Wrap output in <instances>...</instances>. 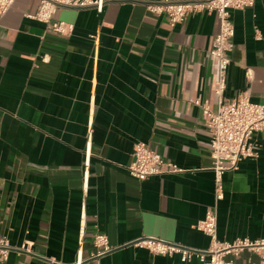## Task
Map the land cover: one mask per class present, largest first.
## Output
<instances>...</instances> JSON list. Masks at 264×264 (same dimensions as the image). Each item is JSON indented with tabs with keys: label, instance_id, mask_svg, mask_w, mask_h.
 <instances>
[{
	"label": "crops",
	"instance_id": "obj_1",
	"mask_svg": "<svg viewBox=\"0 0 264 264\" xmlns=\"http://www.w3.org/2000/svg\"><path fill=\"white\" fill-rule=\"evenodd\" d=\"M192 1L202 0H107L102 12L58 7L54 18L75 24L70 36L31 17L40 0H16L3 16L0 234L12 245L4 264H76L80 249L82 264H203L132 244L141 236L199 249L210 244L195 228L215 205L211 132L196 100L218 109L210 50L219 19L202 10L172 25L149 9ZM231 18L225 99L247 93L264 104V0L232 9ZM137 142L182 171L132 176L127 166ZM252 142L255 154L224 175L221 240L264 237V131ZM97 231L119 247L93 257ZM234 258L259 260L247 249Z\"/></svg>",
	"mask_w": 264,
	"mask_h": 264
},
{
	"label": "built area",
	"instance_id": "obj_2",
	"mask_svg": "<svg viewBox=\"0 0 264 264\" xmlns=\"http://www.w3.org/2000/svg\"><path fill=\"white\" fill-rule=\"evenodd\" d=\"M15 1L0 0V21ZM106 1L40 0L37 12L31 17L43 22L49 32L70 36L74 32L75 24L66 20L55 19L54 15L58 7H94L98 12H102ZM255 2L256 0H202L149 6L151 11L167 14L172 25L182 22L189 13L202 10L215 12L219 19L220 28L214 37L213 46L210 50L218 67L215 86L219 102L218 109L213 110L208 102L196 100L207 117V124L211 132L215 205L207 211L205 218L195 225L196 229L210 237L208 248H193L157 236H141L132 242L135 246L147 248L151 253L157 255L173 256L178 254L184 261L197 257L203 264H242L237 262L234 256H238L247 249L257 254L259 260L246 264H264V237L255 240L237 238L233 241L219 239L217 211L218 203L225 196V173L237 169L244 158L255 154L252 142L253 134L256 131H264V104L251 101L247 93H242L231 100H226L224 96L227 88L228 70L232 60L231 54L234 49L235 26L231 18V10L250 8L255 5ZM44 59L46 60V57ZM133 156L134 159L127 168L132 176L140 180L165 172L182 171V168L176 163L167 160L145 142L135 144ZM90 158L89 143L85 150L84 188L88 187ZM94 246L96 251L93 257L102 256L119 247L111 244L108 235L100 231L94 235ZM21 248L29 250L30 246L23 244ZM11 249L12 245L9 238L0 234V264H4L9 259ZM78 253L76 264H82L83 252L80 249Z\"/></svg>",
	"mask_w": 264,
	"mask_h": 264
}]
</instances>
